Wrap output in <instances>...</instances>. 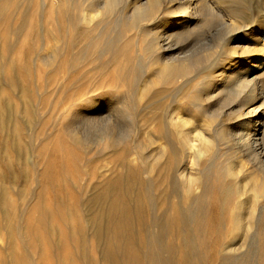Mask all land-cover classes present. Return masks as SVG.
Here are the masks:
<instances>
[{
    "label": "bare ground",
    "instance_id": "6f19581e",
    "mask_svg": "<svg viewBox=\"0 0 264 264\" xmlns=\"http://www.w3.org/2000/svg\"><path fill=\"white\" fill-rule=\"evenodd\" d=\"M60 1L62 6L57 0H33L37 29L93 36L92 48L103 51L125 45L120 35L131 32L137 58L144 51L158 64L154 74L163 102L157 135L147 133L145 144L136 147L139 169L130 170L133 179L124 192L120 184L127 180L121 176L102 184L105 193L96 197L112 192L107 216L120 226L108 232L104 259L112 264H264V81H257L264 76L263 25L237 20L246 10L239 0ZM222 15L236 33L221 51L224 59L212 62L208 51L188 54L192 46L185 37L203 32L213 16ZM245 40L248 48L240 60L237 48ZM211 65L216 72L204 73L199 84L183 92L190 81L185 79ZM125 72L127 91L119 103L122 114L136 119L134 98L144 96L151 82L138 86V70ZM97 123L109 136L117 127L109 117ZM128 124L134 131L137 122ZM99 234L98 226L93 235Z\"/></svg>",
    "mask_w": 264,
    "mask_h": 264
},
{
    "label": "rangeland",
    "instance_id": "374dc122",
    "mask_svg": "<svg viewBox=\"0 0 264 264\" xmlns=\"http://www.w3.org/2000/svg\"><path fill=\"white\" fill-rule=\"evenodd\" d=\"M237 2L246 7L238 21L256 20L264 28V0ZM32 5L33 0H0V264H112L102 255L108 232L120 227L107 216L112 192L105 199L96 197L105 193L102 184L121 176L127 180L120 184L124 192L133 179L130 170L139 169L136 147L145 144L147 133L157 135L163 102L154 74L158 64L144 51L137 58L131 32L120 35L125 45L103 51L92 48L93 36L37 29ZM228 19L213 16L206 30L185 37L193 47L188 54L208 51L212 62H221L228 37L236 34ZM261 35L264 47L263 31ZM248 42L237 48V57ZM129 68L138 70V86L142 80L151 82L144 96L134 98L136 119L135 114H122L119 103L127 91ZM216 70L211 65L185 79L190 81L183 92ZM108 117L110 125H117L111 136L97 123ZM131 119L137 122L134 131ZM204 123L203 118L198 126ZM156 172L152 180L157 195ZM161 208L157 203L156 212ZM138 223L135 217V228ZM98 226L101 234L96 237Z\"/></svg>",
    "mask_w": 264,
    "mask_h": 264
}]
</instances>
